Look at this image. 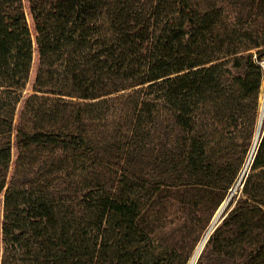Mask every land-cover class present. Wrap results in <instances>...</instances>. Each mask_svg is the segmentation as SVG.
Returning <instances> with one entry per match:
<instances>
[{
	"label": "trees",
	"instance_id": "trees-1",
	"mask_svg": "<svg viewBox=\"0 0 264 264\" xmlns=\"http://www.w3.org/2000/svg\"><path fill=\"white\" fill-rule=\"evenodd\" d=\"M263 58L264 0H0V264H188ZM223 215L195 264H264V128Z\"/></svg>",
	"mask_w": 264,
	"mask_h": 264
},
{
	"label": "bare ground",
	"instance_id": "bare-ground-1",
	"mask_svg": "<svg viewBox=\"0 0 264 264\" xmlns=\"http://www.w3.org/2000/svg\"><path fill=\"white\" fill-rule=\"evenodd\" d=\"M262 82H263V85L261 86L262 95H261V99H260V108H259L260 110H259V120H258L257 130H258L259 126H261L263 121H264V78H263ZM257 130H256V132H257ZM226 206H227V204L225 205L224 203H222L221 206L216 211L214 217L212 218V220H211V222L207 228V231L205 232L204 236L202 237L199 244L197 245L194 252L192 253L188 264H195L197 258L199 257V254L201 253L203 247L205 246V243H206L216 221L219 219V216L224 212V210L226 209Z\"/></svg>",
	"mask_w": 264,
	"mask_h": 264
},
{
	"label": "rangeland",
	"instance_id": "rangeland-1",
	"mask_svg": "<svg viewBox=\"0 0 264 264\" xmlns=\"http://www.w3.org/2000/svg\"><path fill=\"white\" fill-rule=\"evenodd\" d=\"M260 64H261V66H262V69H263V78H264V58L261 60V62H260ZM262 78V79H263ZM263 81V80H262ZM262 85H263V82H262ZM28 88H29V83L27 84V89L25 90V92L26 91H28ZM263 89V88H262ZM262 90L260 89V99H261V95H262V92H261ZM18 110H19V107H18V109H17V115H18ZM260 110V109H259ZM17 115H16V117H17ZM258 120H259V118H258ZM254 140V139H253ZM253 144V143H252ZM251 148H252V146H251ZM251 150V149H250ZM248 158V157H247ZM246 161H247V159H246ZM246 161H245V163H246ZM245 163L243 164V166H242V168H241V171H240V173H239V175H238V178H237V180L235 181V183H234V185L229 189V193L232 191V196L234 195L235 196V199L236 198H238V196L240 195V191H241V188H242V184H243V182H244V179H245V176L247 175V173H248V170H249V166H250V163L247 165V167L246 168H244V166H245ZM229 193H228V195H229ZM227 195V196H228ZM231 196V197H232ZM226 199V198H225ZM231 199V198H230ZM222 204V203H221ZM220 204V205H221ZM228 205V204H227ZM227 207V206H226ZM219 208V207H218ZM217 208V209H218ZM216 209V210H217ZM225 211V210H224ZM216 212V211H215ZM215 212H214V214H215ZM224 213V212H223ZM214 214H213V216H214ZM213 216L211 217V220H212V218H213ZM210 220V221H211ZM209 224H210V222H209ZM209 226V225H208ZM207 226V227H208ZM207 229V228H206ZM205 229V230H206ZM207 231V230H206ZM206 231H204V232H206ZM203 232V233H204ZM205 234V233H204ZM203 235V234H202ZM201 235V236H202ZM204 236V235H203ZM201 238V237H200ZM198 243V242H197ZM195 248V247H194ZM194 248H193V250H194ZM204 248V247H203ZM193 250H192V252H193ZM203 250V249H202ZM192 252H191V254H192ZM190 254V255H191Z\"/></svg>",
	"mask_w": 264,
	"mask_h": 264
},
{
	"label": "water",
	"instance_id": "water-1",
	"mask_svg": "<svg viewBox=\"0 0 264 264\" xmlns=\"http://www.w3.org/2000/svg\"><path fill=\"white\" fill-rule=\"evenodd\" d=\"M263 128H264V121H263L262 125L259 126L257 132L255 131V136H254V140H253L252 148H251V150H250V152H249V155H248V158H247V161H246V163H245L244 168H246L247 165H248L249 163L251 164V162H252V158H253V155H254V152H255V147H256V144H257L258 138H259V136H260V134H261ZM242 186H243V184H242ZM232 194H233V193H232V191H231V192L229 193V195L226 197V199H225L222 203H224L225 205L228 204V202H229V200H230ZM224 215H225V214H224ZM224 215H223V213H222V214L219 216V219L216 221V223H215V225H214L212 231H213L214 228H215V227L221 222V220L223 219ZM212 231H211V232H212Z\"/></svg>",
	"mask_w": 264,
	"mask_h": 264
}]
</instances>
